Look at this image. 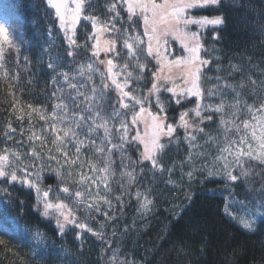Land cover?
Returning a JSON list of instances; mask_svg holds the SVG:
<instances>
[{
	"label": "snow or ice",
	"instance_id": "1",
	"mask_svg": "<svg viewBox=\"0 0 264 264\" xmlns=\"http://www.w3.org/2000/svg\"><path fill=\"white\" fill-rule=\"evenodd\" d=\"M44 3L51 25L64 41L63 53H57L60 46L54 43L53 28L46 29L41 59L48 57L51 110L23 101L22 89L17 95L20 73L16 69L28 70L32 64L27 54L21 55L22 45L17 42L23 39L30 19L26 21L19 12L18 0H0V80L8 85L6 95L11 97L6 101L10 118L5 121L0 148V234L30 239L34 245L30 255L38 252L41 260L52 254L50 248L69 251L49 244L39 224H21L23 202L9 191L21 186L34 191L39 215L55 219L60 238L66 230L73 231L78 241L91 234L111 249L109 264H137L119 258L105 230L130 200H135L142 216L153 212L155 189L151 181L145 186L141 180L147 175L146 167L153 176H170L179 167L181 183L198 176L217 178L228 186L224 216L248 233L264 229V185L251 200L234 196V189L252 175L251 163L264 166V68L256 66L261 77L257 80L246 75L242 65L230 63L228 76H221L220 57H211L204 42L206 34L221 40L226 25L221 9L227 0H107L103 18L94 0ZM208 11L220 14H201ZM82 21L90 30L81 43L77 32ZM9 54L15 57L11 73ZM246 59L252 66L251 57ZM237 75L240 79L230 83ZM170 110L177 115L169 117ZM214 123L215 135L206 130ZM181 142L187 145V155L178 166L166 168L161 163L166 149ZM130 150L137 153L135 159ZM185 166L187 172H183ZM46 174L55 175L57 189L45 185ZM168 183L176 187L171 179ZM184 199L187 204L175 217L177 222L192 205L190 192ZM17 204L19 210L12 215ZM96 216L104 218L98 228L91 226ZM128 230L127 225L122 229ZM116 235L113 226L112 236ZM0 246L17 255L7 240L0 238Z\"/></svg>",
	"mask_w": 264,
	"mask_h": 264
},
{
	"label": "trees",
	"instance_id": "2",
	"mask_svg": "<svg viewBox=\"0 0 264 264\" xmlns=\"http://www.w3.org/2000/svg\"><path fill=\"white\" fill-rule=\"evenodd\" d=\"M18 2L21 5L19 12L26 21L30 19V25L23 39H18L17 42L22 45L21 55L27 54L32 64L28 70L24 67L16 69L20 73V80L16 85L17 95L20 96L22 89L23 101L34 105L44 104L51 110V103L48 100L51 91L50 73L45 63L48 57L43 55L41 59L43 49L46 47L44 33L52 26V17L48 14L50 10L46 9L44 0H18ZM106 2L107 0H94L96 11L102 18L106 15L104 10ZM221 11L226 18L221 40L214 41L210 34L204 37L209 55L220 57L222 71L219 74L228 76L229 64H240L247 70L246 75H252L259 80L261 77L256 66L264 68L262 62L264 61V31H262L264 0H227ZM201 14L217 15L220 12L208 11ZM52 28L54 43L60 46L56 52L62 54L64 41L62 37L58 38L59 33L55 26ZM89 30L87 22L82 21V27L77 32L79 42H83L85 33ZM172 47L177 54H181L179 46L173 43ZM247 57H251L252 66L249 65ZM6 59L11 73L15 67L14 54H9ZM215 63L216 61L213 60V64ZM216 74L209 73L212 76ZM239 79L240 76L237 75L230 78L229 82ZM29 80L32 81L31 84ZM7 91L8 85L0 80V148L3 147L2 132L5 121L10 118L9 103L6 101L10 102L11 97L6 95ZM114 95L115 93H111L110 97ZM245 98L252 102L251 97ZM168 115L173 117L177 112L170 110ZM12 123L18 128V122L14 118ZM217 123L206 130L212 131L214 135L218 134ZM179 135L183 136L182 131ZM9 146H13L12 142H9ZM187 151V145L183 142L179 145L172 144L166 149L161 163L165 164L166 168L172 164L178 166L184 160ZM130 154L133 159L137 156V153L131 150ZM251 167L252 175L249 180L234 189L236 200H251L259 195V190L264 185V166L252 162ZM116 171L118 174L119 167ZM187 171L188 167L185 166L183 172ZM145 172L147 175L141 178L142 183L148 186L151 181L150 186L155 189L157 195L153 212L142 216L138 211L139 206L133 199L126 203L122 211L117 212L118 220L106 224L105 236L111 242L113 249L118 248L120 259L135 260L137 264H264V229L258 227L255 233H248L223 214L224 203L229 199V193L226 191L228 186L225 183L217 178L206 179L204 176H198L197 180L192 182H188L185 178L181 183L179 167H176L170 176L167 173H156L153 176L147 167ZM169 179L176 187L168 183ZM213 179H216V182H213ZM44 183L51 185L54 190L58 188V180L54 174H46ZM9 191L16 201L23 202L24 215L21 224H39L41 231L48 237L49 244L54 245L57 250L69 251L58 253L50 248L49 252L52 254L41 260L38 258V252L35 256L30 255L34 248L30 239L9 238L0 234V238L7 240L8 246L17 253L13 256L0 246V264H109L108 253L111 249L107 248L105 241L88 233H85L82 241H78L75 238L76 234L71 230H66L64 237L60 238L55 231V219H45L39 215L35 207L34 191L21 186H14ZM188 192L191 193L192 205L177 222L175 217L180 215V209L187 204L184 196ZM61 198H64L63 194ZM233 208L237 212L241 211L239 205L234 204ZM18 210L19 204L11 210V214L16 215ZM82 213L81 208L80 214ZM103 220V217L96 216L95 220H91V226L98 228V221ZM125 225L129 226L127 233L122 231ZM113 226L117 232L116 237L112 236ZM39 247L41 246L35 245V248Z\"/></svg>",
	"mask_w": 264,
	"mask_h": 264
},
{
	"label": "rangeland",
	"instance_id": "3",
	"mask_svg": "<svg viewBox=\"0 0 264 264\" xmlns=\"http://www.w3.org/2000/svg\"><path fill=\"white\" fill-rule=\"evenodd\" d=\"M177 46H179L178 44H176Z\"/></svg>",
	"mask_w": 264,
	"mask_h": 264
}]
</instances>
